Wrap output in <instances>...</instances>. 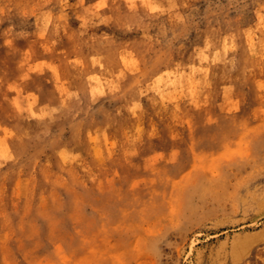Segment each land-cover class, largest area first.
Listing matches in <instances>:
<instances>
[{
  "label": "rangeland",
  "instance_id": "374dc122",
  "mask_svg": "<svg viewBox=\"0 0 264 264\" xmlns=\"http://www.w3.org/2000/svg\"><path fill=\"white\" fill-rule=\"evenodd\" d=\"M152 2L0 0V264H264V4Z\"/></svg>",
  "mask_w": 264,
  "mask_h": 264
},
{
  "label": "snow or ice",
  "instance_id": "6c2138e0",
  "mask_svg": "<svg viewBox=\"0 0 264 264\" xmlns=\"http://www.w3.org/2000/svg\"><path fill=\"white\" fill-rule=\"evenodd\" d=\"M62 2L64 4H67L68 3V0H62ZM127 2V6L130 8V9H136V10H139L141 8L151 12V13H156L159 11V8L153 4L152 0H126ZM80 4L85 6V10L87 11L88 10V7L90 6L91 8H95V9H107L109 7V5L106 3V0H95V2L93 3V0H80ZM262 4H264V0H262ZM52 7L55 9L57 6L56 5H52ZM121 9L123 10V5H121ZM79 11V8L77 9ZM94 16L97 15V13L93 12L92 13ZM99 15H106V13H99ZM262 16H264V12H262ZM96 21L93 20L92 23H95ZM88 24V21L85 20L84 24L81 25V27H86ZM73 27H75V25H73ZM225 52L227 54V43L225 45ZM69 64L71 65H80L81 67H83V65L81 64V60L79 58H76V59H71L69 60ZM53 72H56V69L55 67H53L51 69ZM78 70V69H77ZM33 71H35V69H33ZM163 69L162 68H158L156 70V72H153L152 75H156L157 73L159 72H162ZM59 77L57 78V83L59 84ZM89 79H92L91 76H89ZM260 90L261 92H264V77H262L260 79V81L258 82V84L256 85ZM68 95H71V93L69 92ZM61 96L63 97L64 96V91L61 89ZM41 103H43V100L41 101ZM17 109L18 110H22L20 109V106L17 104L16 105ZM32 109V105L30 104L29 105V110ZM136 109H137V105L135 103H131L129 105V108H128V111L130 113H132L133 115L136 114ZM99 135V134H98ZM98 135H97V139H98ZM90 139H91V136H90ZM61 158L62 159H65L67 160V157L62 153L61 154ZM98 158L99 159H103V154L102 153H99L98 154ZM0 159H4V157L0 156Z\"/></svg>",
  "mask_w": 264,
  "mask_h": 264
},
{
  "label": "bare ground",
  "instance_id": "6f19581e",
  "mask_svg": "<svg viewBox=\"0 0 264 264\" xmlns=\"http://www.w3.org/2000/svg\"><path fill=\"white\" fill-rule=\"evenodd\" d=\"M84 55V54H83ZM96 56V55H95ZM92 57V56H91ZM98 59H100V58H98ZM220 59V58H219ZM222 59V58H221ZM225 60V59H224ZM92 64V63H91ZM95 68V67H94ZM98 69V68H97ZM217 69V68H216ZM65 70V69H64ZM105 70V69H104ZM66 71V70H65ZM70 72V71H69ZM98 73V72H97ZM68 74V73H67ZM87 75V74H86ZM89 75V74H88ZM99 75V74H98ZM65 76H66V74H65ZM197 76H198V74H197ZM85 77V76H84ZM86 80V79H85ZM87 84V83H86ZM184 86V85H183ZM182 88V87H181ZM184 88V87H183ZM168 90V89H167ZM174 90V89H173ZM176 90V89H175ZM138 91V90H137ZM169 91V90H168ZM181 91V90H180ZM134 92V91H133ZM158 92V91H157ZM163 92V91H162ZM187 92V91H186ZM185 92V93H186ZM165 93V92H164ZM141 94V93H140ZM183 94V93H182ZM158 95V94H157ZM170 95V94H169ZM186 95V94H185ZM136 97V96H135ZM134 97V98H135ZM170 98V97H169ZM168 98V99H169ZM161 99V98H160ZM163 99V98H162ZM171 99V98H170ZM165 100V99H164ZM132 102V101H131ZM137 105V104H136ZM139 105H140V103H139ZM142 106V105H141ZM16 109V108H15ZM42 110V109H41ZM143 110V109H142ZM156 110H157V108H156ZM76 113V112H75ZM90 115V114H89ZM41 117V116H40ZM48 120V119H47ZM94 120V119H93ZM131 121V120H130ZM132 122V121H131ZM104 123V122H103ZM99 124V123H98ZM17 126V125H16ZM19 126V125H18ZM19 128V127H18ZM15 129V128H14ZM4 130V129H3ZM40 130H42V129H40ZM18 131H19V129H18ZM52 131V130H51ZM8 132V131H7ZM20 132V131H19ZM50 133V132H49ZM89 133V132H88ZM46 134V133H45ZM56 134V133H55ZM47 135V134H46ZM9 137V136H8ZM4 138V137H3ZM51 138V137H50ZM54 138V137H53ZM57 138V137H56ZM47 139V138H46ZM49 142V141H48Z\"/></svg>",
  "mask_w": 264,
  "mask_h": 264
}]
</instances>
